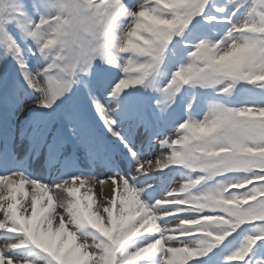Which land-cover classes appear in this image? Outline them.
<instances>
[{"label":"snow or ice","instance_id":"snow-or-ice-1","mask_svg":"<svg viewBox=\"0 0 264 264\" xmlns=\"http://www.w3.org/2000/svg\"><path fill=\"white\" fill-rule=\"evenodd\" d=\"M0 214V264H264V0H0Z\"/></svg>","mask_w":264,"mask_h":264},{"label":"rangeland","instance_id":"rangeland-1","mask_svg":"<svg viewBox=\"0 0 264 264\" xmlns=\"http://www.w3.org/2000/svg\"><path fill=\"white\" fill-rule=\"evenodd\" d=\"M100 179H106V177H104L103 175H97V178H96V181H95V186L93 187V192L96 194V200H97L96 207L102 212V204L104 203L103 197L105 195L110 197L111 196V190H110V188L107 187V184H106L104 186V188H103V191H102V186L99 183ZM181 182L182 181L177 180L176 185H174V186H177ZM86 187H87V185H86ZM84 190L85 189H81L82 192ZM0 218H2V214H0Z\"/></svg>","mask_w":264,"mask_h":264},{"label":"bare ground","instance_id":"bare-ground-1","mask_svg":"<svg viewBox=\"0 0 264 264\" xmlns=\"http://www.w3.org/2000/svg\"><path fill=\"white\" fill-rule=\"evenodd\" d=\"M30 198H31V196L29 195V201H30Z\"/></svg>","mask_w":264,"mask_h":264}]
</instances>
